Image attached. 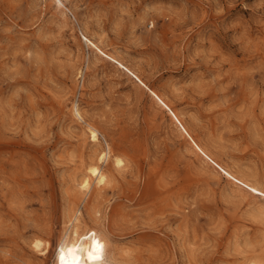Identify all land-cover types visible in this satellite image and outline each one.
Masks as SVG:
<instances>
[{"label": "rangeland", "instance_id": "374dc122", "mask_svg": "<svg viewBox=\"0 0 264 264\" xmlns=\"http://www.w3.org/2000/svg\"><path fill=\"white\" fill-rule=\"evenodd\" d=\"M58 1L0 0V264H58L77 209L106 243L93 264H264V198L85 39L264 186V0ZM107 146L113 180L85 191Z\"/></svg>", "mask_w": 264, "mask_h": 264}, {"label": "bare ground", "instance_id": "6f19581e", "mask_svg": "<svg viewBox=\"0 0 264 264\" xmlns=\"http://www.w3.org/2000/svg\"><path fill=\"white\" fill-rule=\"evenodd\" d=\"M59 1L61 3H63L62 0H59ZM85 39H86L88 45H91L92 48L97 50V52L99 51L104 56L109 58L115 64L117 69H119V70L124 69V71H126L128 74H130L132 77H134L135 80H137L140 84H142L145 88H147L151 92V94L158 100V102L161 105H163L169 111V113L172 115V117L175 119V121H177L179 123L180 127L183 129V132H185L191 138V141L193 142L191 145L194 144L195 147L205 157H207L217 167H219V169L226 176L231 178V180L233 179L235 182L245 186L248 189V192L251 193L252 195L257 196V197L262 196L264 198V186L262 184L253 180V178H250V177L244 175L243 173L235 171L231 167L225 166V165L219 163L217 160H215L207 152V150L198 141H196V139L191 135L190 131L183 124L180 116L178 115V112H176L172 108L170 103L165 98H163L162 95H160L155 89L151 88L132 67L127 65L114 52L110 51L109 49H106L105 47L100 46L101 44H99L95 40L89 38L86 35H85ZM100 56H102V55H100ZM74 110H75V113L79 117L82 118V115H81L79 108L77 106L74 107ZM93 124L88 123V126H87V124H86V126L88 127L91 140L93 142L97 143L100 140V134H99L98 128ZM110 154H111L110 148H109V146H107V150H103V151L99 152L98 160L92 159V161L90 160L89 162H86L85 171H84L83 175L80 176L81 179L79 181V186L82 189H84L85 191H90L91 188L94 186L98 191L99 190L101 191V189H103L108 183H110V180H111L110 172L107 168L103 167V164L101 165V162L103 160H106L107 158L111 157ZM113 159L115 161L114 164H116L117 166L121 167L124 164V159L122 157H120L119 155H115L113 157ZM229 181H230V179H229ZM79 210L78 209L76 210L73 218L71 216L72 224L68 228L67 233L64 236V240L60 244L58 264H74V261H78L79 264H93L102 255V250H103V247H105L104 245L106 243H104L103 239H101L100 237L97 236L96 229L91 228L88 231H86L85 229L82 230V225H81L82 221L80 220V217H79V213H80ZM34 245H35V248L39 249L42 245V241L40 239H38V240L34 241ZM89 253H91L92 255L97 256L99 258L90 260L88 258Z\"/></svg>", "mask_w": 264, "mask_h": 264}, {"label": "snow or ice", "instance_id": "6c2138e0", "mask_svg": "<svg viewBox=\"0 0 264 264\" xmlns=\"http://www.w3.org/2000/svg\"><path fill=\"white\" fill-rule=\"evenodd\" d=\"M88 258H89L90 260H93V259H98L99 257L94 256V255H92L91 253H89ZM74 264H79V262H78V261H74Z\"/></svg>", "mask_w": 264, "mask_h": 264}]
</instances>
